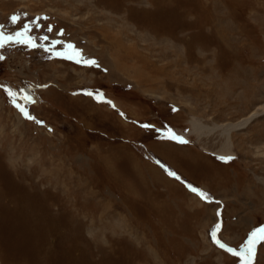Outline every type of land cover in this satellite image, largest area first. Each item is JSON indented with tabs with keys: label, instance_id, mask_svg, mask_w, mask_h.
Instances as JSON below:
<instances>
[{
	"label": "rangeland",
	"instance_id": "rangeland-1",
	"mask_svg": "<svg viewBox=\"0 0 264 264\" xmlns=\"http://www.w3.org/2000/svg\"><path fill=\"white\" fill-rule=\"evenodd\" d=\"M263 3L0 0V31L32 22L37 44L0 49V264H240L211 231L240 250L264 227V114L231 131L229 154L218 125L264 104ZM102 26L122 37L121 74ZM69 44L96 63L56 55Z\"/></svg>",
	"mask_w": 264,
	"mask_h": 264
},
{
	"label": "snow or ice",
	"instance_id": "snow-or-ice-1",
	"mask_svg": "<svg viewBox=\"0 0 264 264\" xmlns=\"http://www.w3.org/2000/svg\"><path fill=\"white\" fill-rule=\"evenodd\" d=\"M26 15V14H25ZM21 17L19 15H14L11 17V22L13 24L19 23ZM40 18L38 17L37 20ZM46 19V17H45ZM32 22H29L28 24H24L22 29L20 31H16L14 35H6L3 31H0V49L4 48L6 45H8L10 42H14L16 44H25L30 47H37V44L35 43V37H32L29 35V32L31 30ZM4 26L0 25V29H2ZM49 31H51V28H49ZM44 39H47V37H44ZM56 43H60V41H56ZM68 48L70 50V53L63 54L60 52H57L56 55H66L68 59H76L78 63L82 62L85 64H95L96 62L94 60H89L83 57L81 50L76 49L75 46L69 44ZM0 59H3L2 56H0ZM0 87H3L0 85ZM8 95L12 97V103L14 106H16L19 111L22 113V115L29 119V120H35L36 118L32 115H30L27 107L23 104L17 103L16 96L18 93L14 92L11 89L7 90ZM88 95H93L91 92L88 93ZM95 98L97 100H102L103 96L102 94L97 93L95 95ZM23 100H26L28 103H35V100L32 96L25 94L22 97ZM108 103H111L110 101ZM114 107V105H113ZM38 123H43L42 121H37ZM144 127H150L149 125H145ZM164 138L171 139V140H177L182 143H186L187 141H184L182 137L178 136L173 130L168 129L167 132L164 134ZM222 160H231L234 159L233 157H221ZM168 175L172 176L176 179H180L179 176L173 171H168ZM188 189L197 194L201 199L208 201L211 199L209 194L197 187H194L191 184L187 185ZM220 229V225L217 224L211 231V236L213 239V242L219 246L222 249L227 250L229 253L233 254L236 257L240 258V264H256V258H257V245L261 242H264V227H259L254 229L245 244H243L240 248V250L234 249L229 247L227 244L222 242L221 239L218 238V231Z\"/></svg>",
	"mask_w": 264,
	"mask_h": 264
},
{
	"label": "bare ground",
	"instance_id": "bare-ground-1",
	"mask_svg": "<svg viewBox=\"0 0 264 264\" xmlns=\"http://www.w3.org/2000/svg\"><path fill=\"white\" fill-rule=\"evenodd\" d=\"M263 5H264V3H263ZM259 6V8H260V5H258ZM257 6V7H258ZM253 13V15L255 16V19L257 20V23L258 24H260L261 26L260 27H262L263 29V32H264V13H263V15H258V14H256L255 13V11H253L252 12ZM67 14V13H66ZM228 14H229V12H228ZM227 14V15H228ZM224 17H221V18H219V21H222L221 19H223ZM228 18H229V20H230V17H226L225 18V20H228ZM253 20V19H252ZM232 23V22H231ZM195 24V23H194ZM241 25V24H240ZM247 25V24H246ZM245 25V26H246ZM243 28V27H242ZM100 30L104 33V35H102V37L104 38V39H110L111 41V48H115V52H114V54H116V56H118V61H114L115 63L114 64H112V66H114L115 68V72H119L120 74L122 73V72H124L126 69H129L128 67H126V65H124V58H127L128 56H126L125 55V53H123V47H124V43H123V40H122V37H120V36H110V35H107L108 34V28L107 27H101L100 28ZM245 30H246V27H245ZM93 36H95V35H93ZM226 37V40L225 41H227V40H229V39H227V36H225ZM89 39H88V42H90L91 41V38L90 37H88ZM93 39V38H92ZM117 48V49H116ZM126 50H127V48H126ZM128 51V50H127ZM130 52V51H129ZM126 54H128V53H126ZM129 60H131V59H129ZM146 63V62H145ZM128 66V65H127ZM113 69V70H114ZM157 69V68H156ZM117 70V71H116ZM237 70V72H238V69H236ZM138 71H140V70H138ZM246 73V72H245ZM139 74V73H138ZM137 75V74H136ZM141 75V74H140ZM233 75V74H232ZM236 75V74H235ZM242 75V74H241ZM118 76V75H117ZM240 76V75H239ZM138 77H139V75H138ZM142 77V76H141ZM141 79V78H140ZM139 79V80H140ZM231 79H233L234 80V82H235V78H231ZM236 79H237V77H236ZM245 79H246V77H245ZM233 81H231L230 80V82H228V84H233L234 83ZM226 83V82H225ZM245 83H246V81H245ZM237 84H239V83H237ZM137 85V84H136ZM234 85V84H233ZM250 85V84H249ZM221 86H223V85H221ZM224 87L227 89V90H229L230 91V88H229V86H227V84H226V86L224 85ZM233 88V87H232ZM250 88V86L249 87H247V89H249ZM227 90H226V92H227ZM246 92V91H245ZM250 92V91H249ZM248 92V93H249ZM230 93V92H229ZM224 94V93H223ZM227 94V93H226ZM261 114H264V104L263 105H260V106H258L257 108H255L254 110H252L246 117H243L242 119H240V120H238L237 122H231V123H225V124H222V125H218L221 129H223V133L224 134H226V143H225V148L222 150V151H226L227 152V154H229L228 152L229 151H231V139H230V137H231V131L232 130H235V129H239V128H243V127H245L247 124H249L254 118H256V117H258L259 115H261ZM191 124H192V126H193V131L194 132H196L199 136H201L202 134H203V130H204V125H202L200 122H198L197 121V119L193 116V119H192V121H191ZM218 128V127H217ZM206 129V128H205ZM214 129V128H213ZM211 130V129H210ZM222 133V134H223Z\"/></svg>",
	"mask_w": 264,
	"mask_h": 264
},
{
	"label": "crops",
	"instance_id": "crops-1",
	"mask_svg": "<svg viewBox=\"0 0 264 264\" xmlns=\"http://www.w3.org/2000/svg\"><path fill=\"white\" fill-rule=\"evenodd\" d=\"M197 164V163H196Z\"/></svg>",
	"mask_w": 264,
	"mask_h": 264
}]
</instances>
